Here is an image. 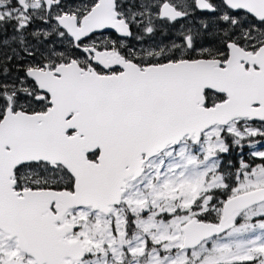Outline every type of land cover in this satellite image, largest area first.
Returning <instances> with one entry per match:
<instances>
[{
    "label": "snow or ice",
    "instance_id": "snow-or-ice-1",
    "mask_svg": "<svg viewBox=\"0 0 264 264\" xmlns=\"http://www.w3.org/2000/svg\"><path fill=\"white\" fill-rule=\"evenodd\" d=\"M0 264H264V0H0Z\"/></svg>",
    "mask_w": 264,
    "mask_h": 264
}]
</instances>
